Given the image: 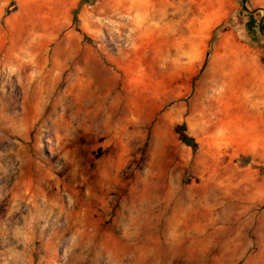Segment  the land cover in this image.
I'll list each match as a JSON object with an SVG mask.
<instances>
[{
    "label": "rangeland",
    "instance_id": "obj_1",
    "mask_svg": "<svg viewBox=\"0 0 264 264\" xmlns=\"http://www.w3.org/2000/svg\"><path fill=\"white\" fill-rule=\"evenodd\" d=\"M87 1L0 0V264H264V0Z\"/></svg>",
    "mask_w": 264,
    "mask_h": 264
},
{
    "label": "bare ground",
    "instance_id": "obj_2",
    "mask_svg": "<svg viewBox=\"0 0 264 264\" xmlns=\"http://www.w3.org/2000/svg\"><path fill=\"white\" fill-rule=\"evenodd\" d=\"M223 65L225 64V61H223ZM248 70L245 68H242L240 70H238L237 68H234L231 70V72L225 76L222 77L225 81H226V88H233L235 86H247L249 84V82L252 80V76L248 74ZM220 80V79H219ZM232 91V90H231ZM257 126L254 128L252 127V124L247 123L245 125L246 128H251L250 130L248 129H243V130H238L235 132H232V130H229V136L227 137V140L230 142H239L240 140L242 142H244V145L248 144L249 141H252L251 143H249L246 147L250 148L251 150H253L254 152H256V148L257 145L261 142H264V130H260L261 125L260 124H256ZM223 127L225 128L226 126H228V128L231 126H235V123L231 122V121H225L224 119L220 121V123L218 125H216V127ZM237 128H239L237 126ZM224 138L225 134L222 135Z\"/></svg>",
    "mask_w": 264,
    "mask_h": 264
},
{
    "label": "trees",
    "instance_id": "obj_3",
    "mask_svg": "<svg viewBox=\"0 0 264 264\" xmlns=\"http://www.w3.org/2000/svg\"><path fill=\"white\" fill-rule=\"evenodd\" d=\"M85 2H88V1L87 0H82L81 5H83ZM241 3H242V6H243V9L247 10V7H246L247 0H241ZM80 7L75 10V13H74V21L75 22L78 21V14H79V11H80ZM254 15L255 14L248 15V18H249V21H248L249 29L250 30H252L253 28L255 29V25L258 24L260 31L264 34V15H263L262 19H260L259 22L256 20ZM256 34H258L257 31L253 30L252 31V35L255 36ZM182 141L185 144L193 147L194 149L196 148V142L194 141V139H192L184 131L182 132Z\"/></svg>",
    "mask_w": 264,
    "mask_h": 264
},
{
    "label": "crops",
    "instance_id": "obj_4",
    "mask_svg": "<svg viewBox=\"0 0 264 264\" xmlns=\"http://www.w3.org/2000/svg\"><path fill=\"white\" fill-rule=\"evenodd\" d=\"M256 126H257L256 124H253V125H252V127H254V128H255Z\"/></svg>",
    "mask_w": 264,
    "mask_h": 264
}]
</instances>
